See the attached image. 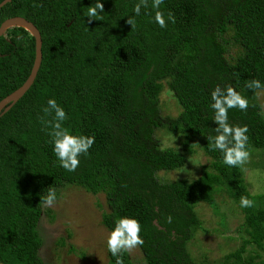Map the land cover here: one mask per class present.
<instances>
[{"label":"trees","instance_id":"16d2710c","mask_svg":"<svg viewBox=\"0 0 264 264\" xmlns=\"http://www.w3.org/2000/svg\"><path fill=\"white\" fill-rule=\"evenodd\" d=\"M101 2L102 19L91 22L86 13L95 0H11L0 8V23L22 16L42 39L32 85L0 115V264H46L39 255L40 201L65 185L104 195L101 223L108 231L122 216L138 219L144 264H196L187 249L201 225L194 206L213 203L218 191L239 204L247 196L254 201L242 208L248 237L224 261L255 263L258 254H242L247 244L264 243V192L251 194L242 168L224 164L207 137L217 126L211 92L231 84L249 106L229 109V123L248 126L249 151L264 148L257 89L246 87L254 78L264 84V0H163L165 19L168 12L175 16L166 28L151 8L135 16L138 0ZM129 16L134 27L126 23ZM6 32L8 39L0 36V100L25 81L34 60V37L17 26ZM232 45L234 56L228 55ZM164 85L180 106L175 117L160 113ZM50 98L68 115L64 128L95 137L75 172L60 166L41 120L53 119L43 112ZM158 128L179 134L182 151L163 148ZM195 144L212 159L211 171L202 167L192 180L157 177L182 166ZM107 255L116 264L108 249ZM122 257L131 264L128 253Z\"/></svg>","mask_w":264,"mask_h":264},{"label":"rangeland","instance_id":"374dc122","mask_svg":"<svg viewBox=\"0 0 264 264\" xmlns=\"http://www.w3.org/2000/svg\"><path fill=\"white\" fill-rule=\"evenodd\" d=\"M7 32H5L6 39ZM236 47L230 46L228 55H235ZM255 100L260 104L264 117V88L257 89ZM159 110L164 117H175L180 111L178 102L164 85L159 94ZM163 148L182 151L179 134L162 128L155 131ZM182 166L172 170H160L157 177L162 181L186 178L192 180L201 174V168L209 167L212 159L198 144L193 146ZM250 163L243 173L251 194L264 192V148L253 149ZM56 202L52 207L43 206L38 222L42 240L39 255L46 264H110L106 238L109 231L101 223V213L107 209L102 193L91 194L75 185H65L56 191ZM194 210L201 225L187 242V249L196 264H228L225 256L239 248L247 238L244 226L245 214L240 204L224 191L214 194V202H199ZM255 263L263 264L264 243L259 247L246 245L243 256L255 255ZM131 264H144L140 249L128 254ZM233 259H231L232 261Z\"/></svg>","mask_w":264,"mask_h":264},{"label":"clouds","instance_id":"9594fccd","mask_svg":"<svg viewBox=\"0 0 264 264\" xmlns=\"http://www.w3.org/2000/svg\"><path fill=\"white\" fill-rule=\"evenodd\" d=\"M162 3L163 0H151V4H149V0H138L133 6V12L135 16H139L142 8L146 10L151 8L155 10V22L160 28H166L168 21L175 23V16L172 12H168L166 20L165 14L159 10ZM102 12H104V4L101 0H95L94 6L91 4L88 7L86 17L89 22L101 20L100 13ZM126 23L134 27L136 21L133 16H129ZM246 87L249 89H262L264 84L259 79L254 78L246 82ZM211 99L213 101L211 108L214 111L213 120L217 126L214 129L215 135L207 137L208 147L211 151H219L222 154L224 164L244 169V166L250 163L251 159V152L248 150L249 137L247 133L249 129L247 125L229 123L228 110L239 108L242 111H246L249 101L231 84L225 88L217 85L211 92ZM43 112L53 115L51 120H44L43 117L41 120L45 127L50 129L48 135L51 137L53 152L60 166L68 172H75L80 165V156L88 154L89 149L95 143V137L75 135L64 128L63 122L68 118V115L54 98L48 99L47 106L43 108ZM56 199L55 190L50 188L40 203L43 206L52 207ZM240 207H254V201L247 196H241ZM166 220L171 223V215ZM140 232V222L134 217L122 216L115 221L114 228L107 235L106 244L108 251L112 256L116 257V264H124L123 253L132 254L144 244Z\"/></svg>","mask_w":264,"mask_h":264},{"label":"water","instance_id":"95a60500","mask_svg":"<svg viewBox=\"0 0 264 264\" xmlns=\"http://www.w3.org/2000/svg\"><path fill=\"white\" fill-rule=\"evenodd\" d=\"M11 0H2L0 2V8L10 2ZM11 22H21L23 24H25L29 29H26L23 26H18V25H13L10 27H22L24 28L30 35H32L34 37V60L30 69V73L27 76V78L25 79V81L19 86L17 87L15 90H13L12 92H10L9 94H7L5 97H3L0 100V115L2 113H4L5 111H7L26 91L27 89L32 85L37 71L40 67L41 64V60H42V51H41V47H42V39H41V35L39 30L37 29V27L29 20H27L26 18L22 17V16H12V17H8L6 19H4L1 23H0V36L3 35L5 36V27L7 26L8 23ZM9 27V28H10Z\"/></svg>","mask_w":264,"mask_h":264},{"label":"bare ground","instance_id":"6f19581e","mask_svg":"<svg viewBox=\"0 0 264 264\" xmlns=\"http://www.w3.org/2000/svg\"><path fill=\"white\" fill-rule=\"evenodd\" d=\"M13 25H18V26H23L25 27L26 29H29L25 24L21 23V22H11V23H8L7 26L5 27V31L10 27V26H13ZM30 30V29H29Z\"/></svg>","mask_w":264,"mask_h":264}]
</instances>
